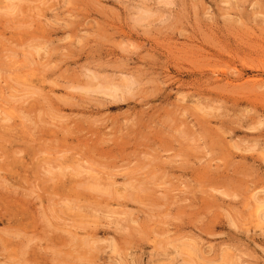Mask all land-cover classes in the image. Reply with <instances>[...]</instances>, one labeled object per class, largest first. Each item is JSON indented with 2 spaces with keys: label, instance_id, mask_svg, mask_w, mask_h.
<instances>
[{
  "label": "rangeland",
  "instance_id": "obj_1",
  "mask_svg": "<svg viewBox=\"0 0 264 264\" xmlns=\"http://www.w3.org/2000/svg\"><path fill=\"white\" fill-rule=\"evenodd\" d=\"M263 215L264 0H0V264H264Z\"/></svg>",
  "mask_w": 264,
  "mask_h": 264
},
{
  "label": "bare ground",
  "instance_id": "obj_2",
  "mask_svg": "<svg viewBox=\"0 0 264 264\" xmlns=\"http://www.w3.org/2000/svg\"><path fill=\"white\" fill-rule=\"evenodd\" d=\"M258 207H259V206H258ZM257 209H258V208H257ZM257 209H256V210H257ZM256 213L259 214V212H256ZM15 214H16V213H15ZM262 214H263V213H262ZM19 215H20V214H19ZM256 215H257V214H256ZM256 215H255V217H256ZM259 215H260V214H259ZM263 216H264V215H263ZM263 216H262V217H263ZM16 217H17V216H16ZM18 217H19V216H18ZM259 217H260V216H259ZM8 221H9V220H8ZM27 222H28V221H27ZM257 222H258V220H257ZM25 226H26V225H25ZM22 227H23V225H22ZM10 229H11V228H10ZM17 229H18V228H17ZM21 231H22V230H21ZM19 232H20V231H19ZM23 234H24V233H23ZM23 234H22V235H23ZM30 234H31V233H30ZM26 236H27V235H26ZM84 242H85V240H84ZM86 242H87V241H86ZM20 243H21V242H20ZM25 245H26V244H25ZM84 245H85V244H84ZM14 246H16V245H14ZM27 246H28V245H27ZM85 247H86V246H85ZM14 248H15V247H14ZM17 250H19V249H17ZM86 250H88V249H86ZM87 252H88V251H87ZM87 252H86V253H87ZM20 253H21V252H20Z\"/></svg>",
  "mask_w": 264,
  "mask_h": 264
}]
</instances>
